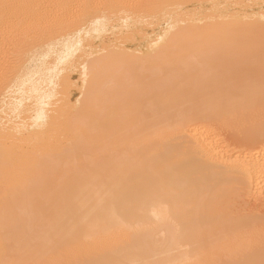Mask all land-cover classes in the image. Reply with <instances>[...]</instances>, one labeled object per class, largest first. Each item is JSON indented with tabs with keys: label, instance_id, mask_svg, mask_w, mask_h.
<instances>
[{
	"label": "bare ground",
	"instance_id": "1",
	"mask_svg": "<svg viewBox=\"0 0 264 264\" xmlns=\"http://www.w3.org/2000/svg\"><path fill=\"white\" fill-rule=\"evenodd\" d=\"M47 1L50 2L0 0L1 37L7 40L11 33L26 30L24 25L29 18L31 25L28 26L34 28L39 18L47 13L50 15L46 11L49 8L44 9ZM67 1L64 4L70 5L76 0ZM95 1L108 6L123 3L124 15L131 14L135 19L120 17L123 18L122 21L119 18L121 27L141 30L142 35L136 48H130L131 52L128 49L121 51L123 57L120 55L121 61L118 59L121 70L115 69L118 65L112 66L115 59H110L107 72L103 71L104 75L101 72L99 78L94 76L88 82V89L85 88V91L89 90L88 95H84L79 104L81 111L71 114L66 125L65 134L72 136L71 143L52 145L54 152L50 151L49 145L42 163L38 161L42 165L37 162L41 166L42 218L38 235L41 264H264V212L244 215L239 202L241 197L248 195L251 187L264 189V144H260V152L255 150L256 154L253 152L248 157L235 155L234 150L235 159L231 162V152L229 155L210 127L229 123L236 115L250 112L264 98L257 90L264 83L250 82L239 90L234 82L236 74H233L237 67L248 61L264 62L263 54L249 53L260 50L264 53V0ZM84 5L81 8L86 7ZM91 7L90 11L95 6L92 10ZM60 10L56 13L61 14ZM71 10L68 9V15ZM74 15L78 14L75 12ZM25 16L29 18L25 19ZM62 17L64 19L60 17L59 21L69 18ZM50 23L54 28L53 22ZM61 25L57 28L63 29ZM110 25L116 28V25ZM36 27L34 39L39 36L37 31L43 30L40 27L46 28L45 32L52 29L44 25ZM4 29L10 33H6L8 36L2 31ZM23 31L19 33L29 38L30 35H24ZM45 32L42 34L46 37ZM0 43L3 42L0 40ZM13 47L10 53L17 49ZM58 48L55 44L50 45L40 56L36 54L25 69L17 72L9 96L23 93L18 99L25 107L16 109L19 110V114H14L17 119L14 115L7 116L5 124H1L3 129L16 127L35 132L37 127L49 122L50 113L46 108L49 99L42 76L48 72L46 64L54 52L57 54ZM18 49L15 52L19 54ZM85 53L86 58L82 55V59L91 57L87 56L89 52ZM191 53L205 62L206 70H190ZM16 56L14 60L9 58L11 64L14 61L11 74ZM0 60L4 67V58ZM117 69L121 73L117 74ZM135 69L138 73L130 76ZM5 71L9 74L8 69ZM89 71L94 73L93 69ZM82 72L84 74V70ZM90 72L87 73L90 75ZM77 77L78 84L83 79ZM259 78L264 80L262 76ZM74 82H70V86ZM184 103H189L190 107L179 110ZM246 124L245 119L241 128L247 132L249 127L251 133L258 135L252 131L254 125L245 127ZM260 136L263 139L264 131ZM250 137L253 140L254 136ZM243 147L240 148L242 155ZM34 183L37 185L35 178ZM36 255L34 253L33 257Z\"/></svg>",
	"mask_w": 264,
	"mask_h": 264
},
{
	"label": "rangeland",
	"instance_id": "2",
	"mask_svg": "<svg viewBox=\"0 0 264 264\" xmlns=\"http://www.w3.org/2000/svg\"><path fill=\"white\" fill-rule=\"evenodd\" d=\"M49 1L50 2L47 1L48 3L45 2V4L46 3L48 4V6H47V4L46 5L44 4V6L46 7V8L44 7V9L49 8L46 11L50 12V15L55 14L54 17H53V15H51V16L48 15V13L45 16L46 17L50 16V17H47V19H49V20L45 19L46 17L43 15H42L43 17L40 16L41 18L46 20V23H45V20L39 18L40 19L39 21L42 20V22L36 21V23L38 22L37 25H35L36 23H34V28L32 25L31 26L32 29H31L29 27L31 25L29 22V21H31V19L28 16L27 17L25 16V19H27V18H29V19H27L25 21V23L27 25L24 23L25 24L24 27L26 30L28 27L30 29L27 30V32H28L27 34H25V32H24L26 30H24V31L19 30V32L21 33L23 31L24 35L27 36L29 34L30 37L28 36L29 38H25V36H22L23 33L21 35L18 31L15 32L16 34L18 33L17 35L15 33H11L12 36L9 35V36H11L10 39L8 37V39L10 41L11 40L14 41V40L19 39L18 42L17 41H14V42L19 44L21 41V44L18 45L16 43H14L15 44L14 45L13 41L11 43H8L10 41L7 39V37H5L7 40H4V37L2 38L1 37L2 34H0V38H2V39H0L1 42L4 43V41H5L6 43H8L10 45V47H9V45H7L6 43H4V44L0 43V47H2V49H4L2 51V49L0 48V53L2 54V55L1 54L0 55L3 56L2 58L0 56V59L4 58V60H5L4 62H6V63H4V67H3V64H1V63H3V60L2 61L0 60V67L4 68V70H3V68H0L1 70L4 71V72L0 71L1 73L3 72L2 74L4 75V76H1L2 74H0V77L5 78V80H4V78L3 79L0 78L1 81L4 80L3 82L0 81L1 82L0 84H2V86L0 87L1 88L0 89V98H2V99H0V105H1L0 106V110H1L0 111V113H1L0 114V120H1V122H0V264H41L42 263L41 257L39 254L40 241L38 238V235L40 234V231H41V218H42V213H41V211H42L41 166H40V165H42V164H40V163H42V158H44L45 153L47 152L46 149H48L50 146H51L50 151L54 152V150H52V149L55 146H59V144H62V143H64V144L65 143L66 144L71 143L69 141L72 140V136L70 134H69V136H68V134H65L66 133V131H65L66 125L68 123V118H70L71 114H76V113H79L81 111V109L79 108V104L81 102V99L83 100V98H84L83 96L88 95V91H89V90H87L88 89L87 84H89L88 82L92 81L94 76H97L99 78L101 76V75H99L101 72H102L101 74H103V75L105 74L104 72L106 71V67L108 65H110L109 64L110 59L111 60L115 59L112 66L118 65V63L121 61V58L123 57V52H126L127 49L131 52L133 48H136L135 44L138 41V39L141 38V35H142L140 29H138V30H140L138 32V31H135L133 28L128 29L130 26H128V28L121 27V24L119 23V18L123 17V16H124L123 18H125V17L127 18L131 15V14H128V15L125 14L126 16L124 15V13H126V12H123V9H124L123 3L120 6L117 4H111L112 6H110V4H109V6H108V4H105L102 1H100V3H99L98 1L94 0L95 1V3H94L93 0H80V3H79V0H76L79 4H77L76 1H73L75 4L79 5L80 8L83 6V4H86L84 6H86L88 8H86V7L81 8L83 10L84 9L89 10L91 6H93V5L95 6V7L93 6L94 8L91 7V10L93 8L92 11L89 10L90 12H88V10H86V11L84 10L85 13L83 12L82 15H80L81 14L80 12H82L83 10H81L79 8V6H77V5H76V8H75V6L73 7V5H75V4L71 0H69V2L70 1L72 2V4H70V5H69V3L67 5L64 4V1L68 2L67 0H63L62 1L63 3L60 0L61 4L68 6L69 8L63 7L61 4H59L60 2L55 3L53 1L51 2V0H49ZM91 1H93V2H91ZM34 3H36V2H34ZM34 3H33V6L34 5L36 6V4L38 2L36 4H34ZM52 3L53 4L55 3L54 4L55 7L57 6V4L61 5V6H59V5L58 6L61 7L62 9H64V11L60 10L61 8H59L58 6L57 7L59 9L56 7V9H57L56 11H58V10H60V12L62 11L61 12L62 15L60 13L58 14L59 11L56 13V11L54 9L55 7ZM96 3H97V5H95ZM101 3H102V5L100 6ZM51 4H52V6H50ZM67 8L69 10L74 9V10H71L72 11L71 13L69 11L70 15H68V12H67L68 9ZM97 9H99V10H97ZM51 10H54V12ZM73 11H74V14L76 12V14H78V15L75 16L73 14ZM51 12H53V13H51ZM89 13H91L92 15ZM102 13L107 18L104 15H102ZM56 16H59V17L57 18ZM62 16H64V17L69 16V18H72L74 20L69 19L68 17L65 18V20H62V19H64ZM77 16H80V18H82V19H80L79 17L77 19ZM115 16H116V18H115ZM60 17L62 19L59 21ZM98 17H100V18H98ZM132 17H133V15H132ZM132 17L130 16L129 19ZM54 18L55 19L57 18L58 20L57 19L55 20ZM84 18H86V19H84ZM123 18H120V20ZM92 19H94V20H92ZM132 19L134 20L135 16ZM53 20L55 22L59 23V24L56 23L57 25H61V23H62L63 25H61V26H63L62 27L63 29H61V27L58 26V28L60 27L58 30L57 25L54 24ZM66 20H67V22H66ZM69 20H71V22ZM113 20H114V22H113ZM27 21H28V23H27ZM50 21L53 22V27L54 28L56 27L55 29L52 28V23H50ZM63 21H64V23H63ZM74 21H76V23H78L79 25L76 23L74 24ZM115 21H117L118 24ZM43 22H44V24H43ZM31 23L33 24V21ZM47 23L49 25L48 27L46 26ZM65 23H67L68 27L67 26L64 27ZM98 23H100V24H98ZM39 24L41 26L44 25L48 29L51 26L52 29H49V30H47V32H45L46 28L44 30V27H40ZM80 24H81V27H80ZM110 24H112V25L117 24L116 28H112ZM54 25H56V26H54ZM36 26H39L40 28L43 29V30H41V29H38V30L44 31L46 33V37L44 36L45 34L44 35L42 34L44 32H41V31L38 32L37 31V33H38L37 35L40 36V34H41L43 37L40 36V38H39V36H38L39 39L38 38L34 39L37 37V36L34 37V35H36V33H34L36 30L33 31V29H37ZM70 26H72L73 28ZM74 26H75V28H74ZM70 28H72V29H70ZM31 30L33 32H31ZM2 31L3 32L5 31L4 32L5 36L7 34H10L7 32L6 29H4ZM49 31L52 35L50 33L48 34ZM59 31H61V33ZM69 31H71V32H69ZM31 33H34V34L32 35ZM64 34H66V35H64ZM110 34H112L113 36ZM13 35L16 37H14ZM61 35H62V37H61ZM13 38H16V39H13ZM31 38H32V41L30 40ZM152 38H155V37H152ZM103 39H105V40H103ZM102 41H103V43H102ZM107 41H109V42H107ZM150 41H149V45H150ZM96 43H99V44H96ZM52 44H55L56 48L57 47H59V48H58L57 54L54 52V55H52V57H51V61L46 64L45 69L48 72L46 71L47 73L42 76V78H44L43 79L44 83H42V85H43L44 90L46 91V93L48 95V99H49V105L46 106V108H48V113H50V115L48 116L49 119L47 118L49 120V122H48L49 124L46 121V124H44L43 126L37 127L36 129L34 128L35 132H33V130H32V132H29V131H26V130H23L20 128H16V127H10V128H4L3 129L1 127V124H2V126L5 124V120H6L5 118H8L7 116H9V115L13 117L14 114H17L19 112V110L16 111V109H18L20 107L21 108L25 107L23 105V103L21 102V100L18 99L19 98L18 96L22 95L23 93L13 94V95H11V98L9 96V94H11V92H10V90L12 89L11 87L13 86V83L16 80V77L18 74L17 72L25 69L27 64L30 62V60H32L35 57L36 54H39V56H40ZM11 45L16 46L17 49L19 48L18 49L19 54L17 52H15V51H17V49L14 51V53H10L11 51L13 52V50H14L13 49L14 47L12 46V48H11ZM20 45L24 46V48L22 49V47ZM94 46H96V47H94ZM7 47H8V49H7ZM30 47H32V48H30ZM130 48H132V49H130ZM9 49H10V51H9ZM11 49H13V50H11ZM6 50H8V51H6ZM84 50H85V52H89L90 54L93 53L92 55L87 53V56L89 55L93 58L88 57L86 60L82 59V57L86 58V56H85L86 53L84 52ZM92 50H94V52H92ZM95 50H96V53H95ZM103 50H104V52H103ZM4 51H6V53ZM28 51L30 52V54ZM121 51H123V52L121 53ZM7 52H9V53H7ZM20 52H22V53H20ZM25 52H26V54H25ZM249 53H251V54L255 53L254 55H260V56L262 54L264 55L263 51H261V50L255 51V52H249ZM7 54H9V55H7ZM10 54L11 55L14 54L15 56H16V54H18V56L21 54L19 57L21 59L22 58L25 59V60L22 59L23 60L22 61L21 59H19L18 56H16V60L17 59L18 60H17V62L15 60V65H14L15 68H13V73L15 72V74L12 73L13 75L11 74V72H12L11 67H13L12 65L14 64L13 60L15 59L14 58L15 56H11ZM192 54H194V53H191V56L188 59L190 70H194V71L206 70L207 66L205 65V62L202 59L196 57V55L192 56ZM97 55H99V57ZM120 55L122 57H120ZM4 56L5 57L10 56V57H7L8 58L7 59ZM58 56H59V58H58ZM104 56H107V57H104ZM11 57L13 58L12 64L10 63L11 61H9L10 59H12ZM78 58H81L82 60L78 59ZM75 59H76V61H74ZM118 59L120 60L119 62H118ZM6 60L9 61L10 66L7 63L8 61H6ZM68 61H69V63H68ZM78 62H79L78 67L81 70H79L77 68ZM115 62L117 64H115ZM90 63H91V65H89ZM83 64H84V66L82 67ZM101 64H102V66H101ZM7 65H8V67H6ZM72 66H73V68H71ZM98 66H99V68H98ZM18 67H20L19 70H18ZM48 67H49V69H48ZM74 67H76V68H74ZM116 67L119 68L120 66L119 65L115 66V69H116ZM9 68H11V69H9ZM95 68H97V69H95ZM5 69L9 70V74L6 72L7 70L5 71ZM51 69H53V70H51ZM77 69H78V73L76 71ZM92 69H93L94 73H91L92 71L91 72L89 71ZM82 70H84V74H83ZM85 71H87L88 73L90 72V75ZM117 71H118V69H117ZM5 72L7 73V76H5L6 75ZM119 72L120 71H118L117 74H119ZM217 72H218V69H217ZM72 73L73 74L76 73V74L72 75ZM133 73L136 74L138 72L136 70L135 72H132L130 74V76H133L132 75ZM65 74H67V75H65ZM233 74H236V76L234 78V82L237 85L239 90L243 89L242 87L245 85L247 86L250 82H252L253 84L258 83V82L264 83V80H259L260 76L264 77V62H255V61L249 62L248 61L245 64L237 67V70H235L233 72ZM63 75L65 76L64 78H63ZM78 75L80 76L79 78L82 77L80 80H82V79L83 80H82V82L79 81V83L77 84V81L79 80L77 77ZM13 76H14V78H13ZM84 76H86V77H84ZM252 76H253V78H252ZM70 77L73 79V81ZM83 77L86 78V80ZM88 77H90L91 80ZM134 77H136V76H134ZM74 78H75V82H74ZM256 78H258V79H256ZM131 79L134 80V78H131ZM68 80L70 82H74L71 84L72 86H70V82ZM87 80H89V81H87ZM3 87H4V89L5 88L6 89L3 90ZM85 88H87L86 89L87 92L85 91ZM106 88H105V90H106ZM105 90L102 89V92L105 93ZM257 90L262 92L264 95V86H259ZM55 91H57V93ZM99 91H101V90H99ZM82 92H86V94H84ZM104 93H102V94H104ZM60 94H62V95H60ZM38 96H40V95H38ZM13 98H15V100ZM58 99H60L61 101ZM52 100H54V101H52ZM54 102H55V104H54ZM16 103H17V105H16ZM56 104H57V106H56ZM10 105L12 107H10ZM101 107H103V106L101 105ZM188 107H190V104L184 103L181 106V108H179V110L184 111V109H187ZM78 109H79V111L77 112ZM54 111H56V112H54ZM57 116H59V118ZM61 116L63 117L62 119H61ZM16 117L17 116L14 115V119ZM245 119H246V123H247L245 125V127L250 126V125L251 126L254 125L255 129L253 128L254 130H252V128H251V130L253 132H255V134L258 133V135L257 134L254 135V133H251V131L249 130V127L247 128L248 129L247 132H249V133H247L245 131V129L241 128L242 127L241 123L244 125ZM59 124H61V125H59ZM258 125L261 128H259ZM210 127L213 130V132L215 133V136L217 135L216 137L217 138L219 137L218 139L220 140V142L223 145V148L228 152V154L231 152L230 153L231 155L229 154L230 155L229 161L232 162L235 159V155L239 156L241 154V156L246 155L245 157H248L251 154H253V152L255 150H256L255 151L256 153L260 152V150H259V149H261V148H259L260 144H262V143L264 144V140H263L264 137L262 139V137L260 136V133H262L264 131V98L262 100H260L258 103H256V105H254L253 109L250 112H245L243 114L240 113V114L236 115V117L229 123L214 124ZM43 128H45V130ZM63 128H64V130H63ZM261 129H262V131L259 132ZM48 132H50V133H48ZM56 132H57V134H56ZM29 133H31L32 135L31 134L29 135ZM34 133H36V134H34ZM50 134H52V135H50ZM63 134H65L66 137H64L65 135H63ZM35 135H36V137H35ZM47 135H49V136H47ZM62 135H63V137H62ZM244 135H245V137H244ZM31 136H33V137H31ZM44 136L46 137V139ZM60 136H61V139H60ZM250 136H252V137L254 136L253 140L252 139L250 140V138H251ZM28 137H30V138H28ZM43 137H44V139H43ZM62 138H64L65 142L63 141ZM255 138H257V139H255ZM36 140H38V142ZM40 140H41V144H40ZM55 141H56V143H55ZM30 144L31 145L33 144L32 147ZM54 144H55V146L52 147V145H54ZM239 145H241V146H239ZM243 145H244V147L242 148L243 149V155H242V151L240 148ZM35 147H37V148H35ZM234 150L237 154L235 152H233ZM255 152H254V154H256ZM234 153H235V155H234ZM33 161H34V163H33ZM37 162L40 165L37 164ZM34 178L36 179L37 185L34 183ZM247 194L248 195H246L245 197H241L239 199L240 205L242 206L241 208H243L245 210V211L243 210L244 215L255 216V215H258V213L259 214L263 213L264 212V189L263 190H256V188L251 187L250 190H248ZM237 204H238V202H237ZM36 235H37V238H36ZM34 253L37 254L35 258L33 257Z\"/></svg>",
	"mask_w": 264,
	"mask_h": 264
}]
</instances>
